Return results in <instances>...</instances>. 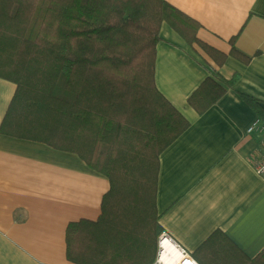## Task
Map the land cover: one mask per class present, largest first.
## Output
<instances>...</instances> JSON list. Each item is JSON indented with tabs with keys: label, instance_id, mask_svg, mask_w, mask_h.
Instances as JSON below:
<instances>
[{
	"label": "trees",
	"instance_id": "1",
	"mask_svg": "<svg viewBox=\"0 0 264 264\" xmlns=\"http://www.w3.org/2000/svg\"><path fill=\"white\" fill-rule=\"evenodd\" d=\"M162 24L216 57L166 0H0V79L16 87L0 135L74 154L109 182L99 219L66 229L69 263L154 264L158 158L189 128L155 87ZM224 92L207 80L187 102L202 115ZM223 240L214 233L201 252Z\"/></svg>",
	"mask_w": 264,
	"mask_h": 264
},
{
	"label": "crops",
	"instance_id": "2",
	"mask_svg": "<svg viewBox=\"0 0 264 264\" xmlns=\"http://www.w3.org/2000/svg\"><path fill=\"white\" fill-rule=\"evenodd\" d=\"M166 2L197 25L195 39L216 57L161 25L155 87L189 128L158 158L156 242L164 233L194 264L196 254L205 264H217L216 254L230 264H264V178L252 168L257 137L246 135L260 116L241 99L264 106V0ZM207 80L225 92L197 115L187 101ZM15 90L0 79V125ZM108 191V179L78 156L0 135V264H72L66 229L95 223ZM216 232L228 242L201 252Z\"/></svg>",
	"mask_w": 264,
	"mask_h": 264
},
{
	"label": "built area",
	"instance_id": "3",
	"mask_svg": "<svg viewBox=\"0 0 264 264\" xmlns=\"http://www.w3.org/2000/svg\"><path fill=\"white\" fill-rule=\"evenodd\" d=\"M246 135L257 137L260 154L253 160L252 168L257 177L264 178V118L255 119L247 128ZM164 242L171 243L169 238L164 233H161L157 240L158 257L162 252Z\"/></svg>",
	"mask_w": 264,
	"mask_h": 264
},
{
	"label": "bare ground",
	"instance_id": "4",
	"mask_svg": "<svg viewBox=\"0 0 264 264\" xmlns=\"http://www.w3.org/2000/svg\"><path fill=\"white\" fill-rule=\"evenodd\" d=\"M184 259L183 254L169 242H164L162 252L157 259L158 264H194V262Z\"/></svg>",
	"mask_w": 264,
	"mask_h": 264
},
{
	"label": "water",
	"instance_id": "5",
	"mask_svg": "<svg viewBox=\"0 0 264 264\" xmlns=\"http://www.w3.org/2000/svg\"><path fill=\"white\" fill-rule=\"evenodd\" d=\"M261 107V109L264 111V106H260ZM176 247V246H175ZM177 248V247H176ZM178 249V248H177ZM179 250V249H178ZM180 251V250H179ZM182 254H183V252L182 251H180ZM184 256V259H188L187 261H191V259L188 257V256H186V255H183Z\"/></svg>",
	"mask_w": 264,
	"mask_h": 264
},
{
	"label": "rangeland",
	"instance_id": "6",
	"mask_svg": "<svg viewBox=\"0 0 264 264\" xmlns=\"http://www.w3.org/2000/svg\"><path fill=\"white\" fill-rule=\"evenodd\" d=\"M156 244H157V242H156ZM156 248H157V246H156ZM158 254H159V252H158V250H157L156 259H155V262H154V264H158V262H157V259H158Z\"/></svg>",
	"mask_w": 264,
	"mask_h": 264
}]
</instances>
